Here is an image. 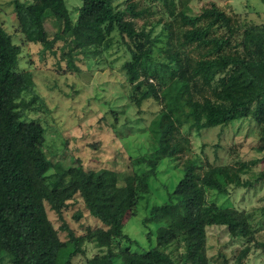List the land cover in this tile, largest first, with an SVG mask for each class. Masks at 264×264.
Returning <instances> with one entry per match:
<instances>
[{
	"label": "trees",
	"instance_id": "1",
	"mask_svg": "<svg viewBox=\"0 0 264 264\" xmlns=\"http://www.w3.org/2000/svg\"><path fill=\"white\" fill-rule=\"evenodd\" d=\"M160 1L170 20L153 35L154 28L137 29L134 20L125 18H141L144 11L125 12L114 0H82L76 19L66 0H12L25 40L42 44L44 52L62 42L69 71H79V55L96 58L108 50L116 32L117 43L129 54L123 64L129 99L136 106L153 99L162 107L149 127L150 153L134 158L128 172L87 170L80 162L55 172L57 162L46 151V128L26 116L44 101L35 93L33 75L19 69L21 49L0 21V264L3 259L73 264L84 253V241L99 249L88 264H210V226H224L232 237L247 241L239 263L250 252L249 242L256 240L251 215L214 199L228 196L229 187L252 184L243 180L245 165H210L200 173L189 159L177 181L158 184L162 191L157 183L161 164L186 150L178 139L183 126L202 131L251 119L261 127L257 150L264 153V24L245 23L215 4L193 15L192 0ZM49 18L58 27L52 39L45 27ZM209 192L214 198H208ZM76 196L104 227L76 237L65 224L69 240L64 242L46 206L62 217ZM157 196L161 203L153 204ZM144 203L151 207L142 224L158 227L147 233L156 238L148 250L124 231L125 218L137 215ZM160 210L179 219L166 222ZM174 243L182 247L178 262L167 252ZM254 245L264 259V241Z\"/></svg>",
	"mask_w": 264,
	"mask_h": 264
},
{
	"label": "rangeland",
	"instance_id": "2",
	"mask_svg": "<svg viewBox=\"0 0 264 264\" xmlns=\"http://www.w3.org/2000/svg\"><path fill=\"white\" fill-rule=\"evenodd\" d=\"M66 1L71 16L76 19L82 0ZM212 4L245 23L264 24V0H192L188 3L193 15L200 14L203 8ZM114 6L125 12L144 11L141 18L134 19L131 14L125 18L134 20L137 29L154 28L153 35L159 34L170 20L160 0H114ZM0 21L21 49L19 69L33 75L35 93L44 101V106L37 104L34 110H27L26 116L46 128V151L54 155V162H57L55 172L63 173L66 167L77 162L87 170L128 172L134 158L150 153L153 137L149 127L162 106L153 99L136 106L129 99L131 88L123 73V64L129 54L122 44L117 43L116 32L112 34L115 44L108 50L96 58L79 55L76 61L79 71H69L62 59V42H58L53 50L44 52L42 44L25 40L17 26L12 0H0ZM45 27L52 39L58 28L55 21L49 18ZM260 129L251 119L202 131L183 126L178 139H182L181 144L186 150L179 158L161 164L157 187L162 191L163 186L159 185L168 186L177 181L189 159L196 161L200 173L207 171L210 165L236 169L245 165L243 180L252 184L229 187L230 194L226 197L214 198L211 192L207 196L219 204H231L247 216L251 215L249 221L255 229L256 240L264 241V153L257 150L261 145ZM254 161L258 162L253 164ZM152 202L161 203L158 196L152 198ZM46 207L50 221L64 242L69 240L68 231L63 227L65 224L76 237L104 227L90 215L80 196L68 202L62 217L49 205ZM147 207L144 203L137 215L129 214L124 220L125 233L144 250L150 249L156 239L154 235L147 237V233L158 228L155 224L147 227L142 224L151 206ZM160 213L166 222L179 219V215L164 210ZM256 240L249 242L251 250L239 263L238 257L247 241L232 237L224 226L208 227L206 253L210 264H264L262 251L254 245ZM83 249L84 253L75 256L73 264H88V260L99 253L95 244L89 241H84ZM167 252L178 262L182 247L174 243ZM1 264L9 263L3 259Z\"/></svg>",
	"mask_w": 264,
	"mask_h": 264
}]
</instances>
